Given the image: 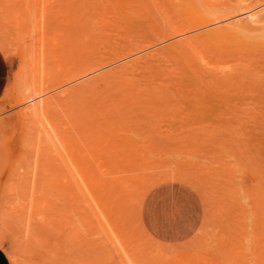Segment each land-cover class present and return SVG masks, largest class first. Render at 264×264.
I'll use <instances>...</instances> for the list:
<instances>
[{"label": "rangeland", "instance_id": "rangeland-1", "mask_svg": "<svg viewBox=\"0 0 264 264\" xmlns=\"http://www.w3.org/2000/svg\"><path fill=\"white\" fill-rule=\"evenodd\" d=\"M11 1L12 0H0V5L1 6L9 5ZM31 1L34 3V0H30L29 8H27V10L25 11L26 13L31 14V15L29 14L28 15L29 17H27L28 19L30 18V23L29 20L27 19L29 25L26 27V29L28 28V31L31 24V17L33 11V8L31 7L32 6L35 7L39 5V4L35 5L33 3L32 5ZM82 1L83 0H78V4L77 3L73 4L72 0H59L58 1L59 6L57 8L58 10H60L59 12L62 15L61 22H63L64 24H69L71 20L70 14L75 13L77 8H80V12H83L84 10H81L82 9L81 7L82 5H84V3H87V0L83 2ZM150 1L151 3H153V5L149 3V6L152 7L146 8L145 13L147 16H149L147 9L148 10L150 9L152 14L150 15L153 16L154 14L155 19L153 17H147L148 20H145L146 19L145 17H144L145 19H143V18H139L141 15L137 16L136 20L131 24V26L124 28L123 26L119 25L120 27L118 29L117 28L115 29L118 31L121 27H123L120 29L123 32L120 31L121 34L118 33L119 35L115 34L117 31L113 29V26H110V30L106 29V31L107 32L110 31L111 36H109V33L108 35L107 33L106 34L104 33L103 35L100 33V35H98L100 39L105 35H107V37L105 36L104 39L102 38L101 40H99L98 46L100 50L98 49V51L100 52L98 51L97 52L102 53L105 52L106 50H107L106 52H108L109 51L108 49H115L117 47L115 45V42L119 44L118 47L123 46L125 43H127L126 41H129V39H132L140 44L141 42L145 44L147 42L150 43L153 42V40L156 38L158 39V37H162L161 42L165 44L166 42H168L169 39L166 38L163 39V36L165 34L168 35L167 33L172 34L177 29L190 27L192 28V31L195 33V32H199L200 29L203 30L212 27L217 28L223 25L227 26L228 24H230L229 22L235 20L237 21L238 19L240 20L244 18V14L246 12L244 11L243 8L249 5V0H219V1L218 0H156V1L150 0ZM215 2L218 3L215 4ZM12 5H13L11 6L12 12L17 13L19 10L18 3H14V4L12 3ZM192 5H194V7L196 8L193 9L191 7ZM189 7H191V10H195V11H191ZM93 8L94 6L92 3V9ZM187 8L189 9L188 11H190L191 13L187 12L186 10ZM260 10H264V6L259 7L254 11H260ZM192 12H195L196 15L194 14L192 15ZM199 15H202V17H200ZM222 15H229V17H227L226 20L225 19L221 20L220 22L215 21L217 17ZM84 19L86 22L91 21L89 25L92 26V28L96 26L95 20L90 19L89 16H85ZM150 20L151 22L153 20H156L155 24L157 25L155 24L153 25L150 23L151 27H149V24H147V22H149ZM213 20L215 21V23ZM205 21H213V22L212 23L209 22V24H207L208 23L207 22L206 24L202 25V23ZM205 25L207 26L205 27ZM152 26H155L157 29L155 27L153 28ZM96 27H95L96 31L102 30L100 29V27L99 28ZM58 28L61 27L58 26L56 22L54 23L52 22L51 28H49L50 36H52ZM151 28H153L154 30L156 29V33H154L152 31L153 29ZM247 34L246 35L238 34L239 36L236 38L233 37L223 38V36H219L223 38L221 40L219 39V37L213 36L214 38H211L212 42L210 43L208 42L205 43L198 40L199 41L198 44L203 43L199 48L189 47L188 51L194 55L196 66L201 70V72L202 71L204 72V73L202 72L204 75L210 78L209 80H212L211 85H214L213 78H218L217 80L223 78V81L228 80L229 83L236 82L237 85H240L241 83L244 84L247 83L246 86H249V82H250L251 84L259 83L261 84L260 87L264 86V30L260 29L257 31L256 29V31H254L251 29V31H249ZM115 37L116 38L119 37L118 38L119 40L115 39ZM7 38L11 40L10 49L12 50L13 54L10 57H7L4 54L9 63V76L7 78L6 87L2 95L0 96V179L2 181V183H0L1 184L0 205L5 203L6 194H8L6 192L7 189L10 186H11L10 188L12 187L14 188V186L17 187L15 189L16 191L13 194L14 198L12 200H14V202L16 203H19V201H21L23 206H21V209L16 211L15 214L13 215L12 222L14 227H11L12 230H9L10 227L7 228V232L8 234L11 235V237L9 238L11 239L12 244L15 246V251L17 252L19 261L21 262V264H27L29 260H30L29 263H31V262L39 261L40 258L38 256L27 257V253H25L22 250V248L17 245L15 240L17 239L18 236H20V234H22L23 226L24 224L27 223V220L29 219V213L31 209L30 202L32 199L30 195L33 187L32 184L33 177H35V170H34L35 160H36L35 158L37 157L36 149L38 146L37 138H32V137L34 136L38 137L36 136L38 134H36L35 130L33 131L30 128L31 126H35L31 123L32 121L29 122L30 127L29 126L26 127L23 124L24 122L23 121L24 119H22L23 117L22 116L20 117L21 111L25 110L26 106L31 104L32 101H29L27 103L24 102V103L16 104V102H14V99L16 100V98L14 97L15 96L14 86H16L15 84L17 83V80L24 73L25 70L24 67L26 66V62H27L28 70L31 68L29 67V63L34 62L35 49L37 47L36 41L38 39V35H35V32L33 33V35L32 34L30 35L27 32V30L22 34H19L16 30H14V32L9 34ZM80 38H83V40L87 41L89 37L87 35L85 36L83 35ZM121 38L124 43L120 41ZM172 38L173 37H171L170 39ZM102 40L104 41L106 40V41L104 42ZM112 41L114 42V44L111 43ZM111 44L114 45L113 48H111L112 46ZM105 45L110 46V48L108 47L105 48L106 47ZM217 46H219V48H217ZM92 49L93 48L88 49V52L87 51L84 52V48L81 50H77L74 56L75 59L80 58L86 54L88 55L89 52L92 51ZM81 51L83 52L81 53ZM106 52L103 54H107ZM167 53L168 52H165V54H163V56L160 58L161 61L160 59L156 61V65H159L158 70L160 73L162 72L164 73L165 71L168 72V74L167 73L166 74L169 75L171 70H172L171 72L176 73V74L172 73L173 75L170 74L171 76L170 75L167 76L164 74L166 77H169V79H167L168 83L166 84L173 85L174 83L173 84L171 83V81L175 80L172 79L173 76L175 78L178 77L177 82H179L183 80L181 79V77L184 78L185 75L183 74V68L180 66V64H178L179 62H176L178 61L177 60L178 57L175 59L173 53L172 55L170 53H168L167 55ZM167 57H169L170 59ZM167 59L169 60L167 61ZM159 61L160 63H158ZM176 64L179 67V69L176 66ZM175 66L177 68H174ZM227 71L228 73H225ZM175 75H177V77ZM88 76H92V75H88ZM84 78H81L78 81L80 82ZM148 79L151 80V78L146 77L145 79H142V81L140 82L146 84L144 81ZM184 80L189 81L186 78H184ZM154 81L156 82L159 80H154ZM151 82L153 81L151 80ZM144 84H142V86ZM106 85L105 83L104 84L102 83V85L100 84L99 87L104 86L102 88L105 89L107 87ZM174 86L177 87L179 85L175 84ZM168 89H170L169 91H172L173 86L168 87ZM258 89L261 88H258V86L257 89L256 88L254 89L253 87L252 88L248 87L247 91H241V88H237L238 92L237 90H235L234 92H225L227 90L218 89L222 93H218L215 90H211V91L203 90L204 96L203 97L199 96V98L195 96L196 101L194 99L193 101L195 102L192 103H189L190 101L185 100V97L183 96H182L183 98L179 97L178 95L180 94V92L178 91L177 92L173 91L176 92V94L178 93V95L174 93L170 94L169 92L170 96L174 95L173 97L177 101L178 104L177 109H175L173 105L172 106L168 105L167 108H169L170 111L167 113H163L162 115L163 117L161 116L164 119L158 117L157 119H155L157 120L156 124H152L154 122H150L148 126L145 127L141 126L142 130H139L141 131L140 134L138 133L134 134V132L130 133L132 136L134 137L136 136L135 138L139 137L137 140L140 139V143L142 140L141 144L143 145L140 144L139 145L143 146V148H145V150L147 151V154L145 155L146 157L143 154L142 156H144L146 159L151 160L149 164L153 166L151 168L140 169V170L132 169L134 171L133 172L130 168L118 167V168H112V170L109 171L110 175L108 174L105 175L104 171L106 169H111V168L101 167L99 164L96 163L94 159L91 161H88L87 159L90 170L93 172L94 175L96 174L100 175L99 179H101L102 181L101 186L99 185L95 186L96 189H99V187H103V189H99V190L102 191L110 190L109 192H111V190L116 189L122 192V190H120L121 183L118 182V178H121L122 176L123 179H127L126 176L123 177L124 175H122L124 171L128 172L125 175L130 173L129 175L131 176H128L130 178L135 175L148 176L149 174L151 175L152 173L155 172H168L177 169L181 171H186L187 169L186 170L184 169L188 167L190 169H188L186 172L190 175H195L196 179L200 183H202L205 189L207 190L208 195H206L205 199H203L202 196L199 195L198 191L194 189L193 186L181 180H174V179L164 180L156 183L154 186H152L149 189V191L142 200H139L138 197H135L134 199V196L128 199V197L126 196L127 197L126 201L122 200L121 203H118L119 201L118 199H120L118 198V196L120 195L119 192L117 193V195H114L115 200L114 197H112L108 192L104 193V195H100L101 191L96 190L98 191V193L93 191V196L89 191L83 193V191L82 192L80 191V188L77 186L72 176L67 175L71 173H69V171L67 170L68 167L63 162L62 158L60 156H55L54 154L55 150L52 149L53 147L48 144V141L45 140V138H43V140L41 141L42 142L41 145L44 150L40 158L42 156L44 158L42 157L41 158L42 160L40 159L39 161V169L36 174V182H35L36 186L34 187L36 188L38 186L35 189L37 194H36V198L34 199L35 203L31 213L32 216L31 219L33 221L34 226H36V228L37 227L44 228L43 230L44 232L46 231L45 232L46 234H48L51 245L55 246L58 242L66 241L65 245L68 246V248L73 249V251L76 252V254H86V253L88 254V252L89 254L97 253L99 252V249L102 250L101 248H103L104 245H106V247H104L102 251L107 255L111 254L110 257L113 258V262L115 264H118L119 262L123 261L122 255H125V253H122L121 255L119 254L121 253L122 249H119L120 245L119 243L115 242L116 239L110 240L108 237H106L107 236L105 234L106 232L104 228L101 227V225L104 224L105 222V220L104 222L102 220L104 219V217L101 216L103 214L99 216L100 214L99 211L101 209L108 211V207H111V205H113L111 207L112 208L111 211L113 213V216L116 217V220L120 221L126 218L123 221V223L122 221L119 222L120 232H125L126 235L129 234L128 231L130 230L134 232L132 239L135 240H130L129 238L130 236L127 235L128 237H125L127 239V242L130 243L132 241L133 242L137 241L141 244V245H135V247L139 250V252H137L136 249L133 250V248H131L129 251V252H131V250L136 251V254L139 256H141L142 253H146L143 251L145 249L142 250L141 248L147 247V249H149L148 247L152 245L151 242H149V240L146 239L147 237L144 235L143 227L145 226L146 229L153 236H155L152 233L151 229L149 228V225H146L145 213H146V217L149 218V221H151L152 223H157V222L162 223L165 227H167V229L168 227L169 228L171 227L170 230L172 233L168 235V239L170 240L167 241L166 239L165 244H162L161 246L155 248L154 249L155 251L154 250L152 251L150 247V250L152 252L149 255L152 254L155 255V253L158 254V256H154L155 260L154 261L151 260L150 264H239V262L243 261V259L244 261H246V264H253L254 262L257 261L261 262V264L264 263V261H262L264 260V178H262V174H264V172H260V171H264V161L261 162V160H264V153H262L264 152V92H260ZM95 90L96 89L90 91L93 92L94 94L92 97L96 96ZM99 90L100 89L97 90L98 94L102 92V89L101 91ZM81 94L84 95L87 93L83 92L78 94L76 96L78 98H74L71 101L72 103L69 102V104L74 107L71 106L69 107L70 111L64 110L61 111V113L63 114V118H64L63 121L64 125L63 124L62 125L69 128L67 129V131H65L66 134H64L65 132L63 133L65 139L67 141H72V142H74L77 139H80V142L82 143V145H84V142H82V140L86 136L84 134L83 129L86 128L85 124L89 122L86 121L88 120L86 119V117H88L86 116L88 114V111L86 112V110H88L87 109L88 107H86L85 105L87 104L88 99L86 98L85 95L82 96ZM82 97H84L87 100L81 99L80 102H82V104L79 102L77 103V101H79V99ZM12 101L15 104L11 105L10 103ZM73 101H75L76 104ZM81 106L83 108H80ZM72 108L75 110H73ZM77 109H81V110L76 111ZM180 109L182 111H178ZM232 109L234 110V112L232 111V113H230ZM240 109L246 110L248 111V113H246V111L245 112L241 111ZM71 110H73V112ZM237 111H239L238 113L241 112L243 114H239V115L238 113L234 114ZM74 112H75V118L79 116L78 118H81L80 120L81 121L83 120L84 123L77 126L76 123L78 118L74 119L76 120L74 122L70 121L71 117L74 118V116L71 115V113ZM252 114L255 115L252 116ZM239 117H241V121L245 120L244 122V124L246 123L245 125L242 126L241 123L236 122L238 121V119L236 120V118ZM146 118L151 119L150 116ZM25 120L27 121V119ZM153 125L159 126L156 128L157 130L155 129V127H153ZM228 125H233L234 128L235 127L238 128L237 132L240 134L236 135V133H232L231 129L233 127ZM201 126H204V128H202ZM78 127L82 129L81 131H83V133L80 132V129ZM154 129L157 132L156 131L152 132V130ZM203 129L205 130V132ZM169 131L170 133L168 134ZM217 131L219 134L217 133ZM30 132L32 133V135L33 134L34 135L33 136L29 135ZM70 132H72V134L75 137L74 136L72 137ZM171 132H175V135L174 133L172 134ZM212 132L213 134L209 135V133ZM193 133H195V135ZM228 134L229 136H227ZM208 135L211 138L210 137L208 138L207 137ZM149 137H152L153 139L152 138L149 139ZM213 138H216L215 142L211 140ZM155 139H157L155 142L157 143L156 148H154L152 145H148L151 144V143H147L148 141L152 142V140L155 141ZM199 139L201 140L199 141ZM201 142L203 144H201ZM240 142L243 145L242 147L239 146ZM69 143L72 144L71 142ZM145 143L147 145H145ZM166 146L169 147L166 148ZM82 149L84 150L85 146H82L80 150ZM242 150H245V153H243ZM85 151H87L88 153L87 148L85 149ZM196 152L199 153L202 152V153L199 154ZM247 153L250 156V158H253L252 160H255L256 164L258 163L259 165L253 166L252 162L250 163L251 160L249 159V156L246 155ZM221 157L224 160H222ZM59 158H61V160H59ZM183 160L186 161L188 164L186 163L185 164L189 166H186L185 164L181 166L180 161ZM239 161L242 164L239 165ZM41 162H43L44 165ZM153 162L156 163L153 164ZM247 162L250 163V165L244 166V164H248ZM200 164L203 165L199 166ZM228 165H231L232 167L231 166L228 167ZM181 167L183 169H181ZM46 168L48 169L50 168V169L46 171ZM219 168L222 169L218 170ZM207 169L209 170L206 171ZM211 169L214 171H212ZM256 169H260V171ZM217 170L220 172L225 171V173L223 174L220 173L218 175L217 173L219 172H217ZM230 170H232L234 173L233 172L231 173ZM107 171L108 170H106L105 172ZM215 171L216 173H214ZM255 171L260 172L259 175L261 176L259 178L256 177ZM214 174H217V176ZM208 175L210 177H208ZM229 176H231L232 179H230L231 177ZM68 177L69 179L72 178V181H70ZM122 178L121 180H123ZM219 178L221 180H219ZM106 179L108 181H106ZM46 181L47 182L50 181V183L54 182L56 184L51 185L48 182V186H45ZM221 182L224 184H222ZM8 183L10 186L6 185ZM2 184L5 186H3ZM219 184H221L222 186ZM228 184L231 186H229ZM56 185L58 187H56ZM232 186H235V188H231ZM3 187H5V189ZM224 187L226 189H224ZM81 190H85V189L83 188ZM2 191H4V194ZM44 191L45 192L48 191L47 194H42V192ZM87 192L90 193V196H88L89 193L87 194ZM153 192L159 193L163 195V197L165 198H169V197L185 198L186 196L189 195L190 196L193 195L197 198L200 206V221L194 234L190 238L178 242V240L182 236L187 235L193 228V220H192L194 214L193 204L192 203L182 204L177 201L167 200L161 203H159L158 201H154L152 205H149L148 203H146L145 200L146 197ZM252 193L254 194V196H256V198L251 196ZM21 194L24 195L21 197ZM105 194H108L107 195L109 196L108 198L111 197L112 200L110 201L111 204L110 202H108L107 200L108 198ZM121 194H123L122 196H124V193ZM85 195L88 196L89 198L86 197ZM94 195L96 196L100 195V197L104 198L102 199V204L103 203L104 204L101 205V201L100 203H97L101 199H97L98 201H95L96 199H93L95 201L94 203V201L90 199L91 197H96ZM96 198H99V196ZM78 200L81 202H79ZM138 201H140L139 202L140 208L137 207L138 208L137 210L135 206L138 204ZM125 203H128L129 206H125ZM97 205H99L100 207ZM97 207L98 210H95L97 209ZM113 207L114 208L118 207L117 208L118 210L121 209L119 210L121 211L120 214L118 210L114 209ZM81 211L84 213H82ZM94 211H96V214L94 213ZM131 211H137V212L140 211V214L136 212L135 217L137 218L140 215L141 221L144 224V226L142 224L136 225L137 219L133 216L134 212ZM86 212L88 214H86ZM204 214L206 216H204ZM120 215H123L125 218ZM130 215L131 217H133L132 220L127 219L128 217H130ZM84 217L86 220H88L89 222L88 224L91 223L92 227L88 226L87 222H85L86 220H84ZM121 217H123V219H119ZM13 220L14 221L16 220L15 223ZM130 220L131 222L133 221L135 223H131ZM124 223L126 224L125 225L126 227L123 225ZM85 224L87 225L85 226ZM89 227L90 230L88 229ZM91 229H95V231L94 230L92 231ZM11 231L14 232L12 233ZM76 231L79 232L77 233ZM195 233L198 234L197 235L198 238L195 236ZM16 234H18L17 237ZM203 237L207 238L205 244L198 240L199 238L205 239ZM103 243L104 245H101ZM117 244L119 247L117 246ZM132 245L133 244L130 243V247H134ZM98 246H101V248H99ZM156 257H158V259ZM54 258L55 260L53 261L52 264L54 263L57 264V261H60V258H58L57 255H55ZM245 258L247 260H245ZM255 259H257V261ZM235 260L236 262L237 260L240 261L236 263ZM254 264H259V263H254Z\"/></svg>", "mask_w": 264, "mask_h": 264}, {"label": "bare ground", "instance_id": "bare-ground-1", "mask_svg": "<svg viewBox=\"0 0 264 264\" xmlns=\"http://www.w3.org/2000/svg\"><path fill=\"white\" fill-rule=\"evenodd\" d=\"M58 1L59 0H43V1L42 0H34V3L31 1V4L33 3L35 5H37V4H39V5L33 7L32 6L33 4H32L31 5L32 7L30 6L31 8H33V11H32L31 24L29 27V31H28V28L26 29V27L30 23V18L29 19L27 18V17H29L28 15L30 13H26L25 11L27 10V8H29L30 0H12L9 5H5V6L0 5V50L3 52V54H5L7 57H10L13 54L12 50L10 49L11 40L7 37L9 34L13 33L14 30H16L19 34H22L27 30V32L30 35L31 34L33 35L34 32H35V35H38V39L36 41L37 47L35 49L34 62L29 63V67H31L29 70L27 68V62H26V66L24 67V69H25L24 73L17 80V83L15 84L16 86H14V89H15V96L14 97L16 98V100L14 99V102H16V104L17 103H24V102L27 103L29 101H32L31 104L26 106L25 110H22V111L20 110L21 111L20 117L21 116L23 117L22 118V119H24L23 124L26 127L29 126L30 125L29 122L32 121L31 123L35 126H31V127L29 126V127L33 131L35 130L36 134H38V135H36L38 137H35V136L32 137V138H37L38 146L36 149L37 150V157L35 158L36 160L34 159L35 160V169H34L35 170V177H33V182H32L33 187H32V191H31V195H30L32 199L30 202V208L31 209H30V213H29V219L27 220V223L24 224L23 231L21 230L22 234H20V236H18V237H17L18 234H16L17 239L15 241H16L17 245L19 247H21L25 253H27V257L28 256H31V257L32 256H38L40 258L39 261L31 262V263H29L30 262V260H29V262L27 264H52L53 261L55 260V258H54L55 255H57L58 258H60V261H57V264H115L113 262V258L110 257L111 254L108 252L110 255H107L102 251L103 248L106 247V245H104V243L101 244V245H104L103 248H101V246H98L102 250H100L98 248L99 252H97V253H90L89 254V252H88V254L87 253L86 254H76V252H74L73 249H70V248H68V246L65 245L66 241L58 242L55 246L51 245L48 234H46L45 233L46 231L44 232V230H43L44 228H39V227L36 228V226H34L33 221L31 219V217H32L31 213H32V208H33L34 203H35L34 199L36 198V194H37L35 189L38 187L37 186L36 188H34L36 186V183H35L36 182V174H37L38 169H39V161L43 157L42 156L40 158V156L44 150L42 145H41V143H42L41 141L43 140V138H45V140L48 141V144L53 147L52 149L55 150V153H54L55 156H60L62 158L63 162L68 167L67 170L69 171V173H71V174H67V175L72 176L73 180L76 182L77 186L80 188V191L81 192L83 191V193L86 191H89L91 193V195L93 196V191H95L96 193H98V191H101L100 195H104V193L108 192V193H110V195L112 197H114V200H115L114 195H117V193L119 192L120 195L118 194L119 195L118 198H120L121 200L118 199L119 200L118 203H121L122 200L126 201L127 197L129 199L132 196H134V199H135V197H138L139 200H142L144 198V196L147 194V192L149 191V189L152 186H154L156 183L164 181V180L174 179V180H181V181L186 182L189 185L193 186L194 189H196L198 191L199 195L202 196L203 199H205L206 195H208L207 190L205 189L203 184L200 183L196 179L195 175H190L186 172L188 169H190L188 167H186V168L184 167L185 168L184 170L187 169L186 171H181V170L177 169V170L168 171V172H155V173H152L151 175L149 174L148 176L147 175L146 176L145 175H143V176H136L135 175V176H132L130 178L128 177V176H131V175H129L130 173L125 175L128 172L124 171L122 175H124L123 177L126 176L127 179H123L122 176H121V178L123 180H121V178H118V182L121 183L120 184V190H122V192H120L116 189H113L115 191L111 190L112 193L109 192L110 190H108V191L103 190L104 191L103 192L102 190H99V189H103V187H99V189L95 188V186H98V185L101 186L102 181H101V179H99L100 175H98V174L94 175L93 172L90 170L87 159H88V161H91L94 159L96 161V163L99 164L101 167L111 168V169H106V170H108L107 171L108 173L105 172L106 170L104 171L105 175L106 174L110 175L109 171H111L112 168H118V167L124 168V167H126V168H130L131 170L132 169H139L140 170V169H148V168L153 167L152 165H149L151 160L145 158L147 151L145 150V148H143V146H140V145H143V144H141L142 140L140 143V139L137 140L139 137L135 138L136 136L134 137L130 133L134 132V134L135 133L140 134L141 131H139V130H142V127L148 126L150 124V122H154L152 124H156L157 120H155V119H157L158 117H161L163 115V113H167L170 111L169 108H167L168 105H171V106L173 105V107L175 109H177L178 104H177L176 99L173 97L174 95L170 96V94H172V93L176 94L177 91L180 92V94L178 95V93H177L176 95H178L179 97H182V96L185 97V100L190 101L189 103L195 102L196 97L197 98H199V96L203 97L204 96L203 90H210V91L215 90L218 93H222L218 89L227 90L225 92H234L235 90H237V88H241V91H247L248 87H250V88L253 87L254 89L255 88L257 89V86H258V88H261L258 90L260 92H264V86L260 87L261 84H259V83L255 84L254 82H253L254 84H251L249 82V86H246L247 83L246 84L241 83L240 85H237L236 82L229 83L228 80L223 81V78L219 79V80H217L218 78H213L214 79L213 80L214 85H211L212 80H209L210 78H208V76L204 75L203 74L204 72L202 71L203 72L202 73L201 70L196 66L194 55L188 51L189 47H191V48L198 47L199 48L201 46V44H203V43L198 44L199 43L198 40H200L201 42L210 43V42H212L211 38H214L213 36H216V37L223 36V38H225V37L236 38L240 34L246 35L249 31H251V29L254 31H256V29H257V31L260 29L264 30V29H262V28H264V10L254 11L257 8L264 6V0H249V5H247L243 8L244 11L246 12L244 14V18H242L240 20L238 19L237 21L234 19L235 21L229 22L230 24L227 23L228 24L227 26L223 25V26H219L217 28L212 27V28H207V29H203V30L200 29L199 32H195V33L192 31V28H190V27L183 28V29H177L172 34L167 33L168 35L165 34L164 35L165 37L163 36V39L164 38L169 39L168 42L164 41V42H166L165 44H163L161 42L162 37H158V39L157 38L154 39L153 42H151V43L147 42L145 44L143 42H141V44H140V43L135 42L132 39H129V41H126L127 43H125L123 46H119V47H118L119 44H117L115 42V45L117 47L115 49H108L109 50L108 52H106L107 51L106 50L105 52L107 54H103L105 52L98 53V52H100V51H98V49L100 50V48L98 46L99 40H101L102 38L104 39L105 36L107 37L108 33H109V36H111L110 31L107 32L106 29L110 30V26H113V29L115 30L116 28L118 29L120 27L119 25L123 26L124 28L129 27L136 20V17L140 16V15L141 16L139 18H143V19L146 18L145 20H148L147 17H153L155 19L154 14H153V16H151L152 14H151L150 9L149 10L147 9L149 16H147L145 13L146 8L152 7V6H149V3L152 5H153V3H151L150 0H87V3H84V5H82V7H81L82 8L81 10H84V11L80 12V8H77L75 13L70 14V16H71L70 23L64 24L63 22H61L62 15L59 12L60 10H58V8H57L59 6ZM72 1H73V4H76V3L78 4V0H72ZM83 1H85V0H83ZM154 1H156V0H154ZM12 3L13 4L18 3V6H19L18 9L19 10L17 13L12 12V10H11V6H13ZM92 3L94 6V8H93L94 10L92 9ZM217 3L218 2H215V4H217ZM191 7L193 9L196 8V7H194V5H192ZM191 7H189L190 10H191ZM91 9H92V11H91ZM186 10L188 13H191L190 11H188L189 10L188 8ZM152 11H153V9H152ZM191 11H195V10H191ZM193 14L196 15L195 12H192V15ZM85 16H89L90 19H94L96 22L95 24L97 26V27L96 26L95 27L96 28L100 27V29H102V30L96 31L95 27L92 28V26L89 25L91 23V21L86 22L84 19ZM199 16L202 17V15H199ZM227 17H229V15H222V16L217 17L215 21L220 22L223 19L226 20ZM233 18H234V16H233ZM27 19L29 20V23L27 22ZM231 19H230V21H231ZM155 21L156 20H153L152 21L153 23L151 22V20L149 22H147V21L146 22H147V24H149V27H151L150 25L151 24L154 25ZM213 21H205L202 23V25L206 24L207 22H208L207 24H209V22L212 23ZM215 21H214V23H215ZM52 22L53 23L56 22V24L58 26H60L61 28H58L55 31V33L52 36H50L49 28H51ZM155 25H157V24H155ZM206 26L207 25H205V27ZM123 27H121V28H123ZM152 27L154 28L155 26H152ZM153 28H151V29H153ZM253 28H255V29H253ZM120 29L118 31L115 30V31H117L115 34H118V33L121 34L120 31H122V30H120ZM156 29L155 30L153 29L152 31L154 33H156ZM104 31H106V32H104ZM100 33L102 35L104 33L105 34L107 33V35L103 36L100 39V37H98V35H100ZM83 35L84 36L87 35L89 37L87 39V41L83 40V38H80ZM115 36H117V35H115ZM171 37L176 38V39H173V38L170 39ZM118 38L115 37V39L119 40ZM223 38L219 37L220 40ZM110 39H112V38H110ZM102 41H104V40H102ZM120 41L122 43H124L122 41V38ZM111 43L114 44L113 41ZM148 43H150V44H148ZM113 44H111L112 45L111 48H113V46H114ZM107 47L110 48V46H106L105 48H107ZM83 48H84V52L85 51L88 52V49H90V48H93V49H92V51L89 52L88 55L86 54L80 58L75 59V57H74L75 52L77 50H81ZM101 48H102V46H101ZM217 48H219V46H217ZM82 52L83 51H81V53ZM165 52H168L171 55L173 53L174 54L173 56L175 57V59L178 57L177 58L178 61H176V62H179L178 64H180V66L183 68V74L185 75L184 78L188 79L189 81H185L184 78L181 77V79H183V80L180 79L181 81L177 82L178 77H177V75H175L177 78H175L173 76L172 79H175L176 81L175 80L171 81V83L172 84L174 83V84L173 85L166 84V83H168L167 79H169V77H166L165 75H167L168 72H165L163 69L164 73L163 72L160 73L158 70L159 65H156V61H158L163 56V54H165ZM168 53H167V55H168ZM167 58H169V57H167ZM169 59H167V61ZM203 59H205V58H203ZM160 61H161V59H160ZM160 61L158 63H160ZM166 62H164V63H166ZM176 66H177V64H176ZM176 66L174 68L178 67V66L177 67ZM216 67H218V66H216ZM167 69H166V71H167ZM178 69H179V67H178ZM171 71H170V74H172V73L176 74L175 72H171ZM173 71H175V70H173ZM225 73H228V71ZM140 74H142V75H140ZM252 74H254V73H252ZM88 75H92V76H88ZM169 75H167V76H169ZM146 77L151 78V80L153 82H151V80L148 79V80L144 81L146 84H144L143 82L141 83L140 81H142V79H145ZM81 78H84L85 80L82 79L79 82L78 80ZM154 80H159V81L155 82ZM102 83L103 84L105 83V85L107 84L106 85L107 87L105 89L102 88L104 86L99 87L100 84L102 85ZM142 84H144V85L142 86ZM175 84L179 85V86L176 87V86H174ZM172 86H173V90L169 91L170 89H168V87H172ZM189 87H190V89H189ZM97 88L100 89L99 91H101V89H102V92L98 94ZM176 88H178V89H176ZM93 89H96L95 90L96 96H94V97H92L94 95L93 92H90V91H93ZM173 91H176V92H173ZM83 92L87 93L84 95L86 96V98L88 100L85 99L84 97H82L79 99V101H77V99H76V101H77V103L79 102L82 104V102H80L81 99L87 100V104H85V105H86V107H88L87 108L88 110H86V112L88 111V114L86 115V116H88V117H86V119H88V120H86V121H89V122L87 124H85L86 128L83 129L84 134L86 136L83 138L84 141L82 140V142H84V145H82V143L80 142V139H77V138L76 139L78 141L75 140L76 142L74 140H73L74 142H72V141H67L65 139V137H64V134H66L65 131H67V129H69V128L63 126L64 125L63 124L64 118H63V114L61 113V111H64V110L70 111L69 107H71L72 105H70L69 102H71L74 98H78L76 96L80 93H83ZM169 92H170V94H169ZM237 92H238V90H237ZM81 95L84 96L83 94H81ZM194 99H195V101H193ZM197 100H199V99H197ZM14 102L12 101L10 104L11 105L15 104ZM73 102H75V101H73ZM75 104H76V102H75ZM77 105H79V104H77ZM72 107H74V106H72ZM80 108H83V107L81 106ZM233 109L230 111V113H232V111L234 112L235 109L234 110ZM73 110H75V109H73ZM73 110H71V111L73 112ZM80 110L81 109H77L76 111H80ZM240 110L244 111V112L246 111L243 109H240ZM178 111H182V110L180 109ZM75 112L71 113V115L74 116V118L71 117V119H70L68 117L70 119V121L74 122V121H76L74 119H77L79 117V116H77V118H75ZM238 112L239 111L235 112L234 114H237ZM246 113H248V111H246ZM77 114H79V113H77ZM239 114H243V113L240 112V113H238V115ZM144 115H146V116H144ZM176 115H178V114H176ZM230 115H232V114H230ZM253 115H255V114H252V116ZM148 116H150L151 119L146 118ZM142 117L145 119H143ZM25 119H27V121ZM80 119L81 118H78V120H77V123H76L77 126L84 123V121L82 120L83 121L82 122ZM162 119H164V118H162ZM237 119H238V121H236V122L241 123L242 126L246 124V123L244 124L245 120L241 121V117L236 118V120ZM158 120H161V119H158ZM162 122H164V121H162ZM228 126L233 127L231 129L232 133H236V135L240 134L237 132L238 128H236V127L234 128L233 125H228ZM153 127H155V129H156L159 126L153 125ZM153 127H152V129H153ZM201 127L204 128V126H201ZM79 129H80V132L83 133V131H81L82 129L81 128H79ZM155 129L152 130V132L157 130V129L156 130ZM206 129H207V126H206ZM214 129H215V127H214ZM218 131H217V133H218ZM204 132H205V130H204ZM70 133L73 137L74 135L72 134V132H70ZM73 133H75V132H73ZM169 133H170V131L168 132V134ZM171 133L172 134L174 133V135H175V132H171ZM196 133H198V132H196ZM193 134L195 135V133H193ZM210 134H213V132L209 133V135ZM29 135H32V133L30 132ZM209 135L207 136L208 138L210 137ZM196 136H197V134H196ZM227 136H229V134ZM173 137H175V136H173ZM150 138H152V137H149V139ZM215 139L216 138H213L211 140L215 142L216 141ZM156 140L157 139H155V141L152 140V142H149L150 141L149 140L147 143H151L148 145H152L154 148H156L157 147V143H155ZM200 140L201 139H199V141ZM69 142H71L72 144H70ZM228 143H229V141H228ZM184 144H185V142H184ZM201 144H203V143L201 142ZM210 144H212V143H210ZM145 145H147V144L145 143ZM82 146H85V149L87 148L88 153H87V151H85V149L80 150L82 148ZM239 146H241V147L243 146L241 142L239 143ZM167 147H169V146H166V148ZM186 147H187V145H186ZM195 147H197V146H195ZM212 147H215V146H212ZM179 148H181V147H179ZM183 148H185V147H183ZM208 149H210V148H208ZM81 151H83V152L85 151V152L83 153ZM208 151H210V150H208ZM242 152L245 153V150H242ZM150 153H151V151H150ZM196 153H199V152H196ZM201 153H199V154H201ZM262 153H264V152H262ZM142 154L145 157L142 156ZM246 155H248V153ZM164 156H167V155H164ZM149 157H151V156H149ZM214 157H216V156H214ZM61 158H59V160H61ZM168 158H169V156H168ZM221 159H222V157H221ZM249 159L251 160L250 163L252 162L253 166L259 165L258 163L256 164V161L252 160L253 158H250V156H249ZM186 160H188V159H186ZM222 160H224V159H222ZM53 161H55V160H53ZM240 161H239V165L242 164ZM253 161H255V162H253ZM262 161H264V160H261V162ZM180 162H181V166H183L185 163L188 164L184 160L180 161ZM41 163H43V162H41ZM154 163H156V162H153V164ZM250 163L244 164V166L250 165ZM43 165H44V163H43ZM91 165H92V163H91ZM201 165H203V164H200L199 166H201ZM186 166H189V165H186ZM230 166L231 165H228V167H230ZM207 167H205V168H207ZM212 167H215V166H212ZM241 168H243V167H241ZM244 168H247V167H244ZM260 168H261V166H260ZM49 169L46 168V171H48ZM181 169H183V168L181 167ZM220 169H222V168H219L218 170H220ZM208 170L209 169H207L206 171H208ZM218 170H217V172H219V173H217L218 175L220 173H222V174L225 173V171L220 172ZM232 170H230L231 173L233 172ZM256 170L260 171V169H256ZM43 171H45V170H43ZM212 171H214V170H212ZM258 171L257 172L255 171L257 178H259L261 176V175H259L260 172H264V171H260V172H258ZM188 172H190V171H188ZM205 173H207V172H205ZM214 173H216V171ZM226 173H229V172H226ZM115 174H117V173H115ZM217 174H214V175L217 176ZM47 175H49V174H47ZM37 177H39V176H37ZM208 177H210V176L208 175ZM229 177H231V176H229ZM72 178L69 179V177H68V179L70 181H72ZM262 178H264V174H262ZM230 179H232V177ZM219 180H221V179L219 178ZM258 180H260V179H258ZM106 181H108V180L106 179ZM109 181H111V180H109ZM216 181H217V179H216ZM48 182L50 183V181H48ZM48 182L46 181L45 186H48ZM0 183H2L1 179H0ZM59 183H61V182H59ZM69 183H71V182H69ZM235 183H237V182H235ZM32 184H31V186H32ZM50 184L54 185L56 183L52 182ZM222 184H224V183H222ZM6 185H9V183ZM25 185H27V184H25ZM38 185H40V184H38ZM219 185H221V184H219ZM3 186H5V185H3ZM229 186H231V185H229ZM10 187L9 188L7 187L8 189L6 188L7 189L6 192L8 194H6L5 203L1 204L3 206L0 205V210H1L0 211L1 212L0 213V248L5 252L7 257L11 261V264H21V262L19 261L18 256H17V252L15 251V246L12 244V241L9 238V237H11V235L8 234L7 228L10 227L9 230H12L11 227H14L13 222H12V217L16 211L21 209V206H23V204L21 203V201H19V203H16V202H14V200H12L14 198L13 194L16 191L15 189L17 187H15V186H14V188L13 187L10 188ZM56 187H58V186L56 185ZM93 187H94V189H93ZM3 188L5 189V187H3ZM83 188L85 190H81ZM231 188H235V186H232ZM9 189L11 190V192ZM41 189H43V188H41ZM224 189H226V188L224 187ZM1 190H3V189H1ZM44 190H46V189H44ZM96 190H98V191H96ZM2 192L4 194V191H2ZM47 192L48 191H46V192L44 191V192H42V194H47ZM61 192H63V191H61ZM89 192H87V194ZM249 192H251V191H249ZM90 193L88 196H90ZM113 193H115V194H113ZM121 193H124V196H122L123 194H121ZM23 195L21 194V197ZM100 195H97V196L94 195L96 197L99 196V198L91 197L90 199H92V200L96 199L95 201H98L97 199H101L97 203H100V201H101V205H103L104 203L102 204V199H104V198L100 197ZM105 195L107 196L108 194H105ZM3 196H2V198H3ZM88 196H86V197H88ZM251 196L256 198V196H254L253 193ZM75 197H78V196H75ZM108 197L109 196H107V198ZM122 198H124V199H122ZM107 200H108V202L112 201L111 197L108 198ZM95 201H94V203H95ZM79 202H81V201H79ZM139 202L140 201H138V204L135 206L136 208L137 207L140 208ZM110 204H111V202H110ZM95 206H96V204H95ZM97 206H99V205H97ZM112 206L113 205H111V207ZM115 206H116V204H115ZM125 206H129V204L125 203ZM92 207H93V205H92ZM105 207H106V205H105ZM111 207H108V211H105L104 209H101V210L99 209L100 210L99 216L101 214H103L101 216H103L104 219H102V217H101V219L103 220V222H104V220L106 222V224H105V222H104V224H102V222H101V224L103 225V226L101 225V227L104 228V230L106 232L105 234L107 235L106 237H108L110 240L116 239L115 242L119 243L120 247L118 246V244H117V246L119 247V249H122L121 253H119V254L121 255L122 253H125V255H122L123 261L119 262V263L120 264H150L151 260H153V261L155 260L154 256H158V254H156V253H155V255L154 254L149 255V254H151V252L155 248L161 246L162 244H165V241H166V239H168V235L171 234V231H168L167 227L163 226L161 223H157L158 231L162 234L161 238H157V237L153 236L146 229V227L144 226V224L141 221L140 215L137 218L135 217L137 211H131V212H134L133 213L134 215L133 214L132 215L137 219L136 225L142 224L144 226L143 232H144V235L147 237V238L146 237L145 238L148 239L149 242H151V244H152L150 246L152 251L150 250V247H148L149 249H147V247L141 248L142 250L145 249L143 251L146 253H142V255L139 256L136 254V251H133V250L136 249L137 252H139V250L135 247V245H141V244L137 241H135V242L132 241L130 243H132L133 244L132 246H134V247H130V243L127 242V239L125 237H128L127 235H129L130 240H135V239H132L134 232H132L130 230V231H128L129 234H127V235L125 232H120L119 222L122 221V223H123V221L126 218L123 215H120V216H123L125 219L120 220V221L116 220V217L113 216V213L111 211L112 210ZM117 208L118 207H116L114 209H117ZM138 208H137V210H138ZM95 210H98V207ZM119 210H121V209H119ZM119 210H118V212L120 214L121 211H119ZM82 213H84V212H82ZM94 213L96 214V211H94ZM137 213L140 214V211ZM86 214H88V213L86 212ZM129 214H131V213H129ZM125 216H126V214H125ZM204 216H206V215L204 214ZM87 217H89V216H87ZM123 217H121L119 219H123ZM132 218L133 217H131V215H130V217H128L127 219L132 220ZM98 219H100V218H98ZM84 220H86L85 217H84ZM131 220H130V222H131ZM15 221H14V223H15ZM85 222H87V224L89 223L88 220H86ZM130 222H128V223H130ZM203 222H202V225H203ZM131 223H135V222L132 221ZM87 224H85V226ZM123 225L125 226L126 224L124 223ZM88 226L92 227L91 223L88 224ZM17 228H19V227H17ZM96 228H98V227H96ZM88 229L90 230V227ZM95 229H91V230L95 231ZM128 229H130V228H128ZM11 232L13 233L14 231H11ZM76 232L78 233L79 231H76ZM130 232H132V233H130ZM197 235L198 234L195 233V236L198 238ZM201 236H203V235H201ZM102 237H104V236H102ZM203 238H205V237H203ZM198 240L205 244L207 238H205V239L199 238ZM135 243H137V244H135ZM131 248H133V250H131V252H129ZM119 249H116V250H119ZM132 252H135V253H132ZM61 254H62V256H61ZM147 256H149V257H147ZM156 258L158 259V257H156ZM232 259H234V258H232ZM245 260H247V259L245 258ZM255 260L257 261V259H255ZM232 261H234V260H232ZM239 261L237 260V262H236V260H235L236 263H238ZM262 261H264V260H262ZM240 262H241V264H246V261H244V259H243V261H240ZM240 262H239V264H240ZM243 262H245V263H243ZM254 263L261 264V262H258V261L254 262ZM54 264H56V263H54ZM262 264H264V263H262Z\"/></svg>", "mask_w": 264, "mask_h": 264}, {"label": "crops", "instance_id": "crops-1", "mask_svg": "<svg viewBox=\"0 0 264 264\" xmlns=\"http://www.w3.org/2000/svg\"><path fill=\"white\" fill-rule=\"evenodd\" d=\"M8 76H9V63L7 61L6 56L0 50V96L2 95V93H3V91H4L5 87H6ZM167 200L177 201V202H180L182 204H187V203H192L193 204V207H194V214H193V217H192L193 228L191 229V231L187 235L182 236L178 240V242L187 240L188 238H190L194 234L197 226L199 225V221H200L199 201L193 195L186 196L185 198H171V197L165 198V197H163V195H161L159 193H156V192H153V193L149 194L146 197L145 201L149 205H152L154 203V201H158L159 203H161V202H164V201H167ZM145 222H146V225H149V228L151 229L152 233L155 236H157L158 238L162 237L161 236L162 234L158 231V227H157V223H159V222L152 223L151 221H149V218L146 217V213H145ZM170 228L168 227V231H171ZM168 240H170V239H167V241ZM0 264H11L9 258L7 257V255L5 254V252L1 248H0Z\"/></svg>", "mask_w": 264, "mask_h": 264}]
</instances>
